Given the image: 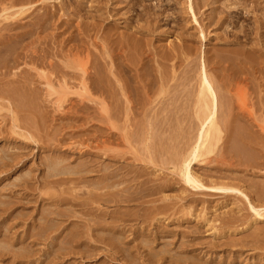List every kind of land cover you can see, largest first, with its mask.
<instances>
[{
  "label": "rangeland",
  "instance_id": "1",
  "mask_svg": "<svg viewBox=\"0 0 264 264\" xmlns=\"http://www.w3.org/2000/svg\"><path fill=\"white\" fill-rule=\"evenodd\" d=\"M248 1L0 0V264H264V0ZM203 67L220 133L187 185ZM42 71L67 76V102Z\"/></svg>",
  "mask_w": 264,
  "mask_h": 264
},
{
  "label": "bare ground",
  "instance_id": "2",
  "mask_svg": "<svg viewBox=\"0 0 264 264\" xmlns=\"http://www.w3.org/2000/svg\"><path fill=\"white\" fill-rule=\"evenodd\" d=\"M90 1V0H89ZM142 1V0H141ZM209 1H212V0H209ZM249 1H251V0H249ZM248 1V2H249ZM206 2V1H205ZM241 2V1H240ZM112 3V2H111ZM163 3V2H162ZM200 3H202V1L200 2ZM212 2H210L209 4H211ZM251 3V2H250ZM113 4V3H112ZM118 4V3H117ZM202 4H204V2L202 3ZM208 4V2H207V5H209ZM236 5H238V3H236ZM241 5V4H240ZM259 5V4H258ZM108 6V5H107ZM162 6V5H161ZM201 6H203V5H201ZM242 6H243V4H242ZM241 6V7H242ZM247 6H249V5H247ZM246 6V7H247ZM252 6V5H251ZM189 7V9L192 11V7H190V5L188 6ZM116 8V7H115ZM248 8V7H247ZM261 8H264L263 7V5L261 6ZM249 9L251 10V8L249 7ZM253 9V8H252ZM94 10H96V8L94 9ZM120 10V9H119ZM239 10V9H238ZM245 10H246V8H245ZM248 10V9H247ZM264 10V9H263ZM118 12V11H117ZM133 12V11H132ZM236 12V11H235ZM253 12V11H252ZM258 12V11H257ZM48 13H49V10H48ZM115 13V12H114ZM191 13V12H190ZM246 13H247V11H246ZM245 13V15H247ZM255 13V12H254ZM51 14V13H50ZM133 14V13H132ZM134 14H136V13H134ZM219 14H221V13H219ZM244 14V13H243ZM261 14V13H260ZM131 15V14H130ZM230 15V14H229ZM217 16H219V15H217ZM136 17V16H135ZM206 17H208V16H206ZM229 17H231V16H229ZM229 17L227 18L228 20H230L229 19ZM263 17V16H262ZM196 18V17H195ZM207 19V18H206ZM136 21H137V18L135 19ZM208 20V19H207ZM45 21V20H44ZM52 21V20H51ZM193 21H195L194 19H193ZM53 22H55V21H53ZM264 22V21H263ZM263 22H260L259 23V29L260 30H263V28H264V23ZM263 23V24H262ZM64 24H65V22H64ZM243 24V23H242ZM255 24V23H254ZM5 25V24H4ZM43 25V24H42ZM65 25H67V24H65ZM208 25V24H207ZM56 26V25H55ZM224 26V25H223ZM230 26V25H229ZM51 27H53V26H51ZM59 27V26H58ZM57 27V29H60V27L58 28ZM53 28H55V27H53ZM228 28H231V27H228ZM238 28H240V27H238ZM241 28H242V26H241ZM18 29H19V27H18ZM51 29V28H50ZM232 29V28H231ZM42 30V29H41ZM56 31H58V30H56ZM259 33V32H258ZM65 34V33H64ZM137 34V33H136ZM203 34V33H202ZM247 34V33H246ZM23 36V35H22ZM236 36V35H235ZM24 37V36H23ZM248 37V36H247ZM22 38V37H21ZM11 40V39H10ZM34 40V39H33ZM115 40V39H114ZM34 43V42H33ZM40 43H42L43 44V42H40ZM39 43V44H40ZM117 43V42H116ZM6 45V44H5ZM19 45V44H18ZM41 45V44H40ZM224 45V44H223ZM237 45V44H236ZM235 45V46H236ZM247 45H248V42H247ZM18 47V46H17ZM41 47V46H40ZM37 48H39V47H37ZM53 49H54V47H52ZM64 48V47H63ZM17 48H14L13 47V49H10V51L12 50V51H14V50H16ZM34 49H35V47H34ZM246 49V48H245ZM264 49V48H263ZM28 50V49H27ZM35 50H37V49H35ZM35 50H34V53H35ZM41 50V49H40ZM39 50V51H40ZM11 51V52H12ZM38 51V52H39ZM228 51V50H227ZM3 52V51H2ZM24 52V51H23ZM22 52V53H23ZM31 52H33V51H31ZM37 52V51H36ZM37 52V53H38ZM15 53V52H14ZM13 53V54H14ZM33 53V54H34ZM36 53V54H37ZM62 53H63V51H62ZM118 53V52H117ZM1 54V53H0ZM12 55V53H9V55ZM24 54V53H23ZM27 54H31V53H29V51H28V53ZM49 54V53H48ZM119 54V53H118ZM42 55V54H41ZM40 55V56H41ZM54 55V54H53ZM226 55V54H225ZM13 56V55H12ZM23 56V55H22ZM33 56V55H32ZM36 56V55H35ZM249 56V55H248ZM20 57V56H19ZM24 58V57H23ZM22 58V59H23ZM227 58V57H226ZM25 59V58H24ZM26 59H29V58H26ZM25 59V60H26ZM224 59V58H223ZM49 60V59H48ZM47 61V60H46ZM245 61V60H244ZM42 62V61H41ZM98 62V61H97ZM88 63V62H87ZM16 64H18V62L16 63ZM21 64V63H20ZM48 64V63H47ZM51 64H53L52 63V61H51ZM13 65H14V63H13ZM55 65V63L52 65L53 67H55L56 68V66H54ZM85 65V64H84ZM92 65V64H91ZM21 66V65H20ZM48 66H50L49 64H48ZM87 66H88V64H87ZM86 66V67H87ZM18 68V67H17ZM54 68V69H55ZM84 68V67H83ZM197 68V67H196ZM213 68V67H212ZM50 69H52V68H50ZM57 69H58V67H57ZM86 69V68H85ZM200 69V68H199ZM39 70V69H38ZM59 70H60V68H59ZM13 71V70H12ZM41 71V70H40ZM49 72V71H48ZM55 72H56V69H55ZM63 73V72H62ZM32 74V73H31ZM34 74V73H33ZM51 74V73H50ZM190 74V73H189ZM35 75V77L37 76L36 74H34ZM56 75V74H55ZM63 75V74H62ZM61 75V76H62ZM69 75H72V74H69ZM53 76V75H52ZM41 77L42 78H44V80H45V86H46V92L48 93V96H49V98L50 97H56V103H54V104H59V103H62L63 104V102L64 101H66L65 99H66V96L68 95V93H69V90H71L72 89V87H70L69 86V83H67V81L69 82L70 80H67L66 79V77L65 76H63L62 78L59 76V79H57V80H54L51 76H48L46 73H45V71H42V74H41ZM69 77V76H68ZM72 78H73V76H71ZM75 77V76H74ZM79 77V76H78ZM70 79V78H69ZM77 79V78H76ZM31 80V79H30ZM29 80V81H30ZM38 80V79H37ZM72 80H74V78L72 79ZM77 80H79L77 83H78V85H76V81L74 82L73 81V83H75V85H73V87H76L77 88V86H78V90L80 91V95L81 96H84V97H86V96H90L89 95V90H90V87L92 86V76H90V74L86 71V70H83V72H82V75H80V77H79V79H77ZM62 81V82H61ZM214 81V80H213ZM31 82V81H30ZM32 83V82H31ZM72 82H70V84H71ZM215 84V83H214ZM29 85V84H28ZM34 85V84H33ZM156 85V84H155ZM216 85V84H215ZM45 86H44V88H45ZM214 87H216V86H214ZM37 88V87H36ZM35 88V89H36ZM41 88V87H40ZM44 88H43V90H42V92L44 91ZM217 89H219L218 88V86H217ZM37 90V89H36ZM35 90V91H36ZM72 90H75V88L74 89H72ZM71 90V91H72ZM220 90V89H219ZM39 91H40V89H39ZM130 91V90H129ZM239 91V90H238ZM237 91V92H238ZM242 91V90H241ZM41 92V91H40ZM98 92V91H97ZM131 92V91H130ZM221 92V91H220ZM32 93H36V92H33L32 91ZM44 93V92H43ZM222 93V92H221ZM241 92H239V94H240ZM15 94V93H14ZM243 94V93H242ZM241 94V95H242ZM18 96V95H17ZM22 95L20 94V97H21ZM32 96H34V99H35V101H36V97H35V94H33ZM47 96V95H46ZM47 96V97H48ZM243 96V95H242ZM19 97V98H20ZM28 97V96H27ZM11 98V97H10ZM16 98V97H15ZM29 98V97H28ZM76 98H78V97H76ZM221 98V97H220ZM18 99V98H17ZM69 99H71V98H69ZM221 99H223V98H221ZM20 100V99H19ZM18 100V101H19ZM23 100V97H22V99H21V101ZM24 100H26V99H24ZM28 100V99H27ZM43 100H44V98L42 99V102H43ZM68 100V99H67ZM79 100V99H78ZM76 101V102H81L82 100H79V101ZM13 101H14V99H13ZM16 101V100H15ZM19 101L18 103H21L20 105H21V107L24 105L25 106V103L22 101ZM34 102V101H33ZM37 102H38V100H37ZM47 102H48V100H47ZM50 102V101H49ZM67 102V101H66ZM84 102V101H83ZM82 102V103H83ZM22 103H24V104H22ZM29 103V102H28ZM43 103H46L45 101L43 102ZM42 103V104H43ZM69 103H70V100H69ZM74 103V102H73ZM72 103V104H73ZM89 103V102H88ZM93 103V102H92ZM95 103H96V101H95ZM99 102H97V104H98ZM114 103V102H113ZM27 104V103H26ZM32 104V103H31ZM34 104H35V102H34ZM48 104V103H47ZM47 104H45V105H47ZM51 104V103H50ZM49 104V105H50ZM66 104V103H65ZM76 104H78V103H76ZM33 105V104H32ZM36 105H37V103H36ZM68 105V104H67ZM82 105V104H81ZM84 105H85V107H88L87 106V104L86 103H84ZM89 105H91V103L89 104ZM96 105V104H95ZM112 105V104H111ZM226 105H228V103L226 104ZM19 106V105H18ZM23 106V108H25ZM28 107H29V109H30V104H28L27 105ZM65 106V105H61V106H56V107H61V109L63 108V107ZM94 106V105H93ZM28 107H26V108H28ZM32 107V106H31ZM54 107H55V105H54ZM112 107H113V105H112ZM198 107H199V113H198V117L200 118V120H201V129H200V133H199V135H198V138H197V142H196V144H195V146L193 147V149H192V151H191V154H190V157L185 161V163H184V166H183V170H182V174H183V177L185 178V180H186V182H187V185H188V183H189V185H190V183L193 185V184H197V182H196V180H194V178H193V176H192V173H191V171L193 170H190V166H191V164H192V162L194 161V160H196L198 157H199V155H200V152L203 150V149H207V148H210V145H211V143H212V141H213V139H215L217 136H219V133H220V130H219V127H218V116H221V114H220V112H219V115H218V110H219V107H220V104H219V99H218V95H217V93H216V91L214 90V88L212 87V85H211V83H210V79H209V77H208V75H207V71H206V69L203 67L202 68V72H201V84H200V90H199V98H198ZM228 107V106H227ZM223 108H224V110H226V106H225V103H224V99H223ZM227 112V111H226ZM220 119H222V117L220 118ZM222 121V120H221ZM219 122H220V120H219ZM220 124H221V122H220ZM222 125V124H221ZM223 129V128H222ZM193 172V171H192ZM199 178V177H198ZM102 186H104V188L106 187L105 185H102ZM197 186H199V185H197ZM196 187V186H195ZM103 188V189H104ZM200 188H202V187H200ZM224 190V189H223ZM226 190V189H225ZM254 211V210H253ZM256 211V210H255ZM257 216H261V214H260V211L258 212H254Z\"/></svg>",
  "mask_w": 264,
  "mask_h": 264
}]
</instances>
